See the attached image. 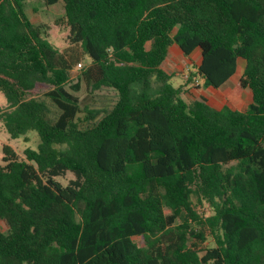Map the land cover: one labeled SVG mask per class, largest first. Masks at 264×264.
Segmentation results:
<instances>
[{"label": "trees", "instance_id": "obj_1", "mask_svg": "<svg viewBox=\"0 0 264 264\" xmlns=\"http://www.w3.org/2000/svg\"><path fill=\"white\" fill-rule=\"evenodd\" d=\"M26 1L0 0V123L40 144L3 146L0 264H264V0H42L63 2L61 51ZM174 45L200 53L179 87L162 68ZM239 59L245 108L186 99ZM83 82L117 96L99 119L79 117Z\"/></svg>", "mask_w": 264, "mask_h": 264}, {"label": "rangeland", "instance_id": "obj_2", "mask_svg": "<svg viewBox=\"0 0 264 264\" xmlns=\"http://www.w3.org/2000/svg\"><path fill=\"white\" fill-rule=\"evenodd\" d=\"M24 10L29 19L32 20L34 24H44L48 27V40L58 50L61 51L66 46V36L68 34V30L65 26L56 25V22L64 17V6L62 1L58 2L55 5L47 6L43 3L42 0H29L24 3ZM193 54V60H186V65L188 66L189 71L186 67L184 70H179L172 64H167L168 67H165V70L169 74L175 73V76H173L170 81L173 86L179 87L180 85H182L183 82L188 79L185 77V73L191 75L195 71V61L198 60V53L195 52ZM174 55L178 58L182 56L179 51L174 53ZM244 67L245 61L243 59H239L237 74L230 78L229 81L220 89H207L203 86L201 80L199 81V84H196V81L193 82L191 88L194 89V91L186 95V99L191 101L196 97L199 98L206 96L216 109H221L226 105H229L233 108L236 107V105L239 107H246L251 101L249 91L241 90V92H236V90H239L237 84ZM80 74L81 72L78 69H75L71 72L72 84L78 82V76ZM200 91L204 93V96ZM44 94L45 88L39 87L37 89V95L35 97L45 102L48 108V116L50 120H54L58 116L59 110L49 98L45 97ZM74 94L78 96L79 101L81 102L82 113L79 115L81 119H83L86 115L87 109L99 112L97 114L99 115L97 119H99V117L103 115L105 111L109 110L113 106L117 98L115 92L109 89L97 90L96 92L90 93L87 85L84 82L81 84L80 91L74 92ZM0 105L4 108L7 106L6 97L1 91ZM39 144L40 138L36 132H27L21 137L14 139L6 131L5 127L0 123V165H4V145L10 146L20 158H23V152L25 148L29 147L33 150H37ZM73 178V174L68 173L65 177H60L57 180L63 185H66ZM199 211H203L202 206H199ZM0 229L6 231L7 226L3 222H0ZM210 244L212 243L210 242Z\"/></svg>", "mask_w": 264, "mask_h": 264}, {"label": "crops", "instance_id": "obj_3", "mask_svg": "<svg viewBox=\"0 0 264 264\" xmlns=\"http://www.w3.org/2000/svg\"><path fill=\"white\" fill-rule=\"evenodd\" d=\"M182 55L181 57H176L174 55V53L178 52ZM195 53V52H194ZM196 53H198V60L195 61L196 66L199 64V60H200V53L199 51H196ZM193 55H190L189 57L185 56L183 54V52L180 50V48L176 45L170 47L169 52H168V57L166 59V61L164 62V64L162 65V68L165 70V67H168L167 64H172L174 66H176L179 70H184L185 67L188 69V66L186 65V60H193ZM196 69V68H195ZM194 69V70H195ZM166 71V70H165ZM167 72V71H166ZM173 72V71H172ZM184 72V71H183ZM168 73V72H167ZM169 74V73H168ZM170 74H175V73H170ZM201 82L203 83V81L201 80ZM190 90L189 92L186 93V95H188L189 93H191L192 91H194V89L191 88V85L188 87ZM207 89H212V88H207ZM214 89V88H213ZM201 93H203L202 91H200ZM250 93V92H249ZM204 96V93L202 94ZM242 96V95H241ZM205 98H207L206 96H204ZM197 98V97H196ZM250 99H251V94H250ZM252 100V99H251ZM251 103V101H250ZM249 103V104H250ZM243 106H240L239 108H242ZM245 108V107H243Z\"/></svg>", "mask_w": 264, "mask_h": 264}, {"label": "built area", "instance_id": "obj_4", "mask_svg": "<svg viewBox=\"0 0 264 264\" xmlns=\"http://www.w3.org/2000/svg\"><path fill=\"white\" fill-rule=\"evenodd\" d=\"M81 68H82V64H79V65L76 67V69H78V70H80ZM187 70L189 71V69H187ZM185 77H186V78L189 77L188 73H185ZM196 84H199V80H196Z\"/></svg>", "mask_w": 264, "mask_h": 264}]
</instances>
